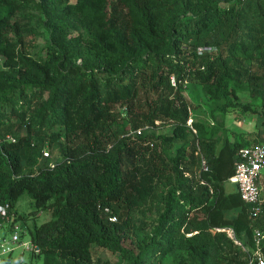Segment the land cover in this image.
<instances>
[{"label": "trees", "instance_id": "1", "mask_svg": "<svg viewBox=\"0 0 264 264\" xmlns=\"http://www.w3.org/2000/svg\"><path fill=\"white\" fill-rule=\"evenodd\" d=\"M33 22L48 33L40 60L15 51ZM0 56V204L27 194L50 211L28 228L39 255L61 256L45 264L89 262L92 244L125 264H228L264 228V195L253 221L229 181L246 144L189 123L199 103L186 91L264 120V0H0ZM117 106L132 132L115 128ZM157 121L170 133L142 128ZM46 143L61 146L58 161H39ZM147 204L152 217H137Z\"/></svg>", "mask_w": 264, "mask_h": 264}, {"label": "rangeland", "instance_id": "2", "mask_svg": "<svg viewBox=\"0 0 264 264\" xmlns=\"http://www.w3.org/2000/svg\"><path fill=\"white\" fill-rule=\"evenodd\" d=\"M30 35L21 39V43L18 42L15 46V51L17 54L31 60H40L45 55V45L48 37L46 29L39 24V22H33L28 29ZM13 41V40H12ZM4 57L0 56V69L7 70V67L3 66ZM187 95L191 97L194 103H199L198 107L192 112L191 121H200L206 126L210 127L213 123L221 127L223 131L227 132L228 135L233 137L232 133H238L239 138H242L244 144L249 145L259 141H264V125L263 116L261 112H246L240 108H232L227 113H222L215 110V104L209 103L205 92L199 85H190L186 88ZM147 93L142 87L138 97V103L143 104L146 99ZM240 101L243 103H248L252 107L257 108L260 106L259 99H252L247 91L240 93ZM139 106V105H137ZM116 110L120 112V118L115 123V128L120 130L119 132H132L133 124L130 121L131 116L126 113L124 107L117 106ZM137 109L135 108L134 111ZM213 110V113L211 112ZM142 128H148L149 131L155 133H170L171 126L166 123L157 121L156 127L143 126ZM232 129V130H231ZM233 131V132H232ZM232 132V133H229ZM179 142H176L178 145ZM47 152L48 156L44 153ZM61 146L58 143L52 145L45 144L42 147V155L39 157V161L43 159H48L50 162H56L61 156ZM258 185L263 187L264 185V169L258 178ZM262 197L264 195V188L261 189ZM14 210L17 212L18 216L25 217L23 220L20 219L23 225L32 227L33 224H41L46 221L51 220V213L48 210L35 211L33 207V201L29 195H22L14 206ZM137 217H152L153 215V205L147 204L140 207L136 213ZM258 228V227H257ZM264 235V228H258ZM254 236V233H253ZM27 239V236L25 237ZM238 245H241V250L243 255L239 258L233 259L229 258L228 264H247L249 257L259 248L263 252L262 246L264 244V237L257 246L253 241H249L245 236H242L241 240H237ZM124 245L128 247H133L132 237L129 236L124 240ZM263 254V253H262ZM21 255V249H17L12 252V257L14 259ZM52 257L55 260L61 259V256H51L47 254H41L39 256H29L27 252L24 253L22 262L20 264H45L46 260ZM126 260L120 255L119 252L111 251L107 248L99 247L95 244L91 245V259L89 262H80L79 264H125ZM164 264H177L172 256H167L164 258Z\"/></svg>", "mask_w": 264, "mask_h": 264}, {"label": "built area", "instance_id": "3", "mask_svg": "<svg viewBox=\"0 0 264 264\" xmlns=\"http://www.w3.org/2000/svg\"><path fill=\"white\" fill-rule=\"evenodd\" d=\"M44 155L48 156V153L45 152ZM202 169H208L205 160H202ZM263 169L264 141L262 140L243 146L237 151L234 174L229 178V181L236 185L243 202L248 205V215L253 221L260 216L263 209L261 187L258 185V178ZM20 219L24 218L18 216L9 202L0 204V264H20L25 252L29 256L39 255L41 252L40 245L29 234V227L27 224L23 225ZM110 220H115V217H110ZM226 231L229 237L235 239L232 229ZM253 233L254 243L258 246L264 235L258 228H254ZM17 249H21V255L14 259L12 252ZM255 262L264 264V257L259 248L253 251L247 264Z\"/></svg>", "mask_w": 264, "mask_h": 264}, {"label": "crops", "instance_id": "4", "mask_svg": "<svg viewBox=\"0 0 264 264\" xmlns=\"http://www.w3.org/2000/svg\"><path fill=\"white\" fill-rule=\"evenodd\" d=\"M232 130V129H231ZM233 137L232 136H230V139H232ZM261 187V186H260ZM262 188H264V185H263V187H261V189ZM227 216L228 217H232V216H234V212H229L228 214H227Z\"/></svg>", "mask_w": 264, "mask_h": 264}]
</instances>
